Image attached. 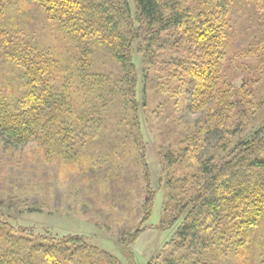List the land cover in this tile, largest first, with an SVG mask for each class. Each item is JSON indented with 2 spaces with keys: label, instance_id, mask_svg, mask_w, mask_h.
<instances>
[{
  "label": "trees",
  "instance_id": "16d2710c",
  "mask_svg": "<svg viewBox=\"0 0 264 264\" xmlns=\"http://www.w3.org/2000/svg\"><path fill=\"white\" fill-rule=\"evenodd\" d=\"M236 8L264 15V0H0V142L37 141L45 162L87 164L94 152L97 166H112L125 141L139 140L140 55L181 112L202 114L162 153L164 174L172 171L166 229H175L155 264H209L215 255L243 264L251 254L244 264H264V40L251 43L257 56L238 55L255 60L237 85L223 51ZM100 51L119 63L117 75L91 73ZM147 190L144 219L155 199ZM9 211L0 204V264H123L78 236L15 228Z\"/></svg>",
  "mask_w": 264,
  "mask_h": 264
},
{
  "label": "rangeland",
  "instance_id": "374dc122",
  "mask_svg": "<svg viewBox=\"0 0 264 264\" xmlns=\"http://www.w3.org/2000/svg\"><path fill=\"white\" fill-rule=\"evenodd\" d=\"M229 18L231 35L223 50L227 58L224 68L227 75L236 77L239 85L241 77L238 76L247 73L255 58L244 60L238 55L247 50L251 53L249 57L257 56L251 43L258 38L264 40V15L252 9L244 12L236 8L231 9ZM62 52L68 56L67 50ZM93 58L91 73L94 75L115 76L121 71L119 63L103 51ZM134 62L138 72L140 136L136 145L130 139L122 144L118 152L123 156L112 166H97V160L101 161L94 152L87 164L64 165L54 155L50 157L51 162H45L35 150L37 141L15 149L0 142V204L9 206L10 221L15 228L36 235L49 234L59 240L78 236L114 255L123 264L131 263L130 252L136 264H155L170 253L171 248L165 245L174 237L175 227H166L173 213L164 212L165 182L172 171L164 174L162 153L176 149L202 114L181 112L171 95L160 90L155 73L144 67L142 57L136 56ZM118 117L119 112L115 110L113 116H108L112 128L116 127L114 119ZM109 133L106 135L112 137ZM147 186L154 191L155 199L151 216L144 219ZM137 229L142 232L130 243ZM253 258L251 254L242 263L244 260L254 263ZM209 264H227V261L215 255Z\"/></svg>",
  "mask_w": 264,
  "mask_h": 264
}]
</instances>
